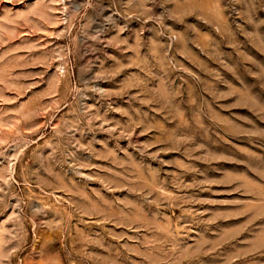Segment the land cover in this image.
<instances>
[{"label": "rangeland", "instance_id": "rangeland-1", "mask_svg": "<svg viewBox=\"0 0 264 264\" xmlns=\"http://www.w3.org/2000/svg\"><path fill=\"white\" fill-rule=\"evenodd\" d=\"M0 264H264V0H0Z\"/></svg>", "mask_w": 264, "mask_h": 264}]
</instances>
